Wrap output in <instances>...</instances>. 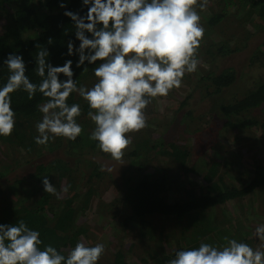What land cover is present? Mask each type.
<instances>
[{"label":"trees","instance_id":"obj_1","mask_svg":"<svg viewBox=\"0 0 264 264\" xmlns=\"http://www.w3.org/2000/svg\"><path fill=\"white\" fill-rule=\"evenodd\" d=\"M61 3L66 7L61 8ZM215 5L218 10H214ZM64 11L84 15L87 8L82 0H0V84L8 75L2 62L10 53L23 56L26 75L38 84L35 56L42 46L49 50V62L54 66L67 59L73 61V79L78 86L94 83L95 65H88L86 70L76 68L77 57L66 55L68 41L77 46L79 42ZM242 11L245 13L240 16ZM203 12L205 41L197 50L201 64L197 72L185 74L182 82L188 84V90L175 110L178 121L186 124L179 132L188 133L192 142L189 138L190 143H180L179 132L171 134L169 125L174 122L168 123L162 134L156 131L152 101L145 110L147 127L131 134L132 144L125 152L133 173L124 178L122 189L117 191L119 198L103 203V193L115 181L98 170L100 163L91 158L108 155L89 140L94 125L87 117V104L76 94L68 98L69 104L81 105L78 122L83 132L75 141L57 138L47 145H37L35 125L41 118L37 106L46 98L37 93L29 100L27 93L17 91L12 94L14 130L10 136L0 137V224L24 220L29 228L40 232L44 244L66 255L77 241L89 238L88 226L78 218L97 198L109 211H119L117 204H122L117 229L125 235L136 233L130 238L144 247L142 264H167L176 250L197 247L200 242L223 243L220 233L227 225L217 223L213 211L225 208L227 202H236L239 210L242 202L247 203L246 197L264 193V158H256L260 156L258 151L249 162L243 153L245 144V149L253 148L264 138V73L252 68L264 58L260 44L256 45V37L264 38L258 30L264 23V0H210ZM227 20L238 29L244 28L245 33L233 41L228 35L230 38L211 42L210 35L220 36ZM244 22L256 31L247 29ZM247 49L251 50L249 56L233 62V55ZM256 128L262 134L257 135ZM197 132L209 136L211 142H205L204 150L196 157L200 150L194 141ZM228 142L238 151L229 152ZM151 167L153 171L149 172ZM45 176L56 188V195L43 191L41 178ZM66 186L65 193L62 189ZM111 218L115 219L114 215ZM154 219L157 225L152 224ZM153 232L161 235L160 241H155ZM236 239L257 244L247 237ZM162 240H172L175 250L165 253ZM110 264H127L121 249L114 253Z\"/></svg>","mask_w":264,"mask_h":264},{"label":"clouds","instance_id":"obj_2","mask_svg":"<svg viewBox=\"0 0 264 264\" xmlns=\"http://www.w3.org/2000/svg\"><path fill=\"white\" fill-rule=\"evenodd\" d=\"M209 2L82 0L86 14L64 11L79 42L77 46L68 41L66 55L77 57L76 68L95 65L94 83L78 86L73 61L54 66L43 46L35 56L34 70L40 82L33 83L26 75L23 56L8 54L2 62L8 75L0 84V137L13 132L12 94L23 91L29 100L37 93L46 98L37 106L41 113L35 125L37 145L57 138L75 141L83 132L78 122L81 105L69 104L68 98L76 94L87 104V117L94 125L89 140L110 159L122 161L132 144L131 134L147 127L148 105L179 89L185 74L197 72L201 64L197 50L205 33L200 12L207 10ZM101 171L112 169L101 166ZM41 183L44 192L57 194L48 176ZM62 191L66 193L68 186ZM251 238L259 242L258 247L224 237L225 243L219 245L200 242L197 247L176 250L167 264H264V223L256 224ZM104 253L103 243L79 240L65 255L44 244L40 232L24 220L0 224V264H99Z\"/></svg>","mask_w":264,"mask_h":264},{"label":"rangeland","instance_id":"obj_3","mask_svg":"<svg viewBox=\"0 0 264 264\" xmlns=\"http://www.w3.org/2000/svg\"><path fill=\"white\" fill-rule=\"evenodd\" d=\"M219 7L215 5L214 10H218ZM235 7L232 6V10H234ZM211 12V11H210ZM245 12L242 11L240 13V16H242ZM206 12H200L201 16V21L204 22L205 20L203 19V15H205ZM245 18V17H244ZM243 25H248V23H245ZM220 28V27H219ZM217 28L215 32L219 30ZM250 28L252 31H256V29H252L253 27L249 24L247 26V29ZM259 32L261 33L262 36H264V23L259 27ZM209 31V30H208ZM245 33V29L242 27L237 28L235 24H233L231 21L227 20V25L225 28V31L220 32L219 35H215L212 33L210 35V41L211 42H217L221 39L224 38H230L229 36H233L230 38V41L232 39H235V37L239 36L240 34ZM229 35V36H228ZM257 44H260L261 48L264 51V38H258L256 37ZM205 37L203 36V39L201 40V43L204 44ZM251 53L250 49H247L244 51L243 54H238L233 55V62H238V60L243 59L245 55ZM198 58L200 59L201 56L198 55ZM245 58V57H244ZM245 63V60H243ZM247 63V60H246ZM252 68L255 71H258L259 73H264V58H260V61L255 63ZM192 75V74H191ZM94 79V78H93ZM94 82V80H93ZM92 84L88 83V87H90ZM188 90V84L186 82H182V86L179 89H173L171 93L167 97L163 98H157L153 100V105L151 104V109L154 111L152 119H154L155 123L157 124V130L159 131L160 134L163 133L165 128L167 127L168 123L174 122L175 125H169L170 127V132L171 134H177L179 131H182L184 126L186 125L184 122L181 123L177 119V114L175 113V110L177 109V105H179L180 101H183L185 92ZM260 119L261 117H257ZM194 126L197 128V124L195 123ZM256 134L260 135L262 132L260 129H255ZM167 134V133H166ZM165 134V135H166ZM178 137L180 139V143H190L192 142V138L188 133L185 132H179ZM264 137V134L262 135ZM209 136H206L203 134V132H197L196 137L194 139L195 142L198 143V146L200 150L196 151V157L201 154V151L204 150L203 147L206 146L205 142H211V139H209ZM248 142V141H247ZM246 142V143H247ZM261 143H258V145H255L253 148H247L245 149V145L243 147V153L246 154V156L249 158L254 157L257 155L258 151H260V156L256 157L259 159L264 158V138H261ZM195 144V143H194ZM192 145V143H191ZM261 147V148H260ZM129 148L126 150L128 151ZM227 150L231 153L237 152V148L234 147L233 143L228 142L227 143ZM245 150V151H244ZM125 151V152H126ZM55 152V151H54ZM58 154L57 152H55ZM61 153V152H60ZM59 153V154H60ZM45 156H50L49 153H45ZM91 158H95L98 163H100V166L98 170H101V166H104L105 168H111L112 171H104L106 174L110 175L111 177L114 178V181L111 186L103 193L105 198H101L103 203L108 202V199L110 200L112 197L117 199L119 198V195L117 194V191L122 189L123 187V181L124 178L127 176H130L133 172L130 170V162L127 157L122 158V161H115L112 160L106 156H103L102 154H97L92 156ZM250 162V160H249ZM246 166L248 167V161L246 162ZM153 171V167L149 169V172ZM236 172H233L234 174ZM227 178V177H226ZM224 180L227 182L228 180L224 178ZM229 182V181H228ZM107 196V197H106ZM252 197L250 196L246 197L247 203L242 202V207L240 209H243V212L240 213V209L238 210L237 203L235 204L233 202H227V207L221 208L220 211H213L212 213V218L217 222V223H224L227 225V228L223 230L224 233L220 235L222 242L225 243L224 237L228 238H235L236 237H247L249 239H252V232L253 229L255 228L257 223H264V193H257L251 194ZM252 199V200H251ZM97 198H95L93 205L88 208L86 211H84L82 214H80L78 218V222L82 223V225H87L89 228L88 234L90 235L88 239H84L85 242L89 244H95V243H103L105 245V253L102 255L99 264H110L113 258L114 253L117 250H120L124 253L125 255V261L127 264H142L140 261V258L142 255L145 253L143 250V246L141 243H138L135 239H131L130 237L134 236V233H129L130 235H125L123 234L120 228L117 229V223L120 220L121 216V209L122 204L118 203V209L119 211H116V209L111 210V211L106 210V206H102ZM235 209H237V212L235 213ZM256 211V212H255ZM111 213V214H110ZM115 217V219L111 217ZM223 222H220L222 221ZM157 221V223H156ZM152 220V224H158V220L156 219ZM152 233V231L149 233L148 236ZM155 241H160L161 235L158 232H153ZM181 237V235L179 234ZM178 236V237H179ZM236 236V237H235ZM220 240L218 239V242ZM254 241V239H252ZM256 242V240H255ZM257 244L255 245L254 242H248V244L253 245V247H258L259 242H256ZM160 245L162 246L163 250L165 253H171L175 250L174 243L172 240L168 242L166 241H161Z\"/></svg>","mask_w":264,"mask_h":264},{"label":"crops","instance_id":"obj_4","mask_svg":"<svg viewBox=\"0 0 264 264\" xmlns=\"http://www.w3.org/2000/svg\"><path fill=\"white\" fill-rule=\"evenodd\" d=\"M238 150V149H237ZM225 158H227V156L225 157ZM228 159H230V158H228ZM257 194V193H256ZM252 198H254V197H252Z\"/></svg>","mask_w":264,"mask_h":264}]
</instances>
